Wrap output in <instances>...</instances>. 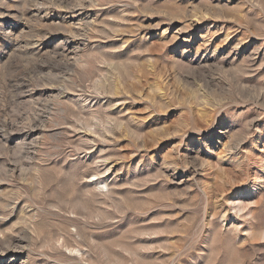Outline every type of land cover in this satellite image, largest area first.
Listing matches in <instances>:
<instances>
[{
	"label": "rangeland",
	"instance_id": "1",
	"mask_svg": "<svg viewBox=\"0 0 264 264\" xmlns=\"http://www.w3.org/2000/svg\"><path fill=\"white\" fill-rule=\"evenodd\" d=\"M0 241L264 264V0H0Z\"/></svg>",
	"mask_w": 264,
	"mask_h": 264
},
{
	"label": "bare ground",
	"instance_id": "2",
	"mask_svg": "<svg viewBox=\"0 0 264 264\" xmlns=\"http://www.w3.org/2000/svg\"><path fill=\"white\" fill-rule=\"evenodd\" d=\"M26 129V128H25ZM23 133L24 134H26L27 136H29V135H32V130H24L23 131ZM32 137V136H31ZM30 145V144H29ZM28 145V146H29ZM27 148V147H26ZM6 237V236H5ZM11 237H12V235H11ZM11 237H9V235H8V239H10ZM19 237H20V235H19ZM8 239H7V241H8ZM15 239V238H14ZM10 240H12V239H10ZM1 242V241H0ZM6 242V241H5ZM22 241L21 240H18V242L17 243H21ZM10 243V242H9ZM14 243V242H13ZM3 244H4V242H3ZM15 245V244H14ZM1 246V245H0ZM10 247V246H9ZM13 248V247H12Z\"/></svg>",
	"mask_w": 264,
	"mask_h": 264
}]
</instances>
